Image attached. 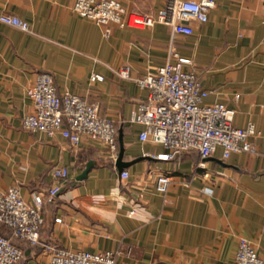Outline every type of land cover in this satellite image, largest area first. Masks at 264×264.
Masks as SVG:
<instances>
[{"label": "crops", "instance_id": "0c3cea01", "mask_svg": "<svg viewBox=\"0 0 264 264\" xmlns=\"http://www.w3.org/2000/svg\"><path fill=\"white\" fill-rule=\"evenodd\" d=\"M118 1L129 13L154 17L166 7V0ZM3 14L28 22L30 31L0 22V189L18 186L32 203L33 192L53 186V168L69 170L44 205L40 244L13 238L24 250L17 264H47L51 247L120 251L116 264H234L241 237L264 259V136L250 139L257 153L218 148L207 158L194 150L162 160L164 146L142 142L143 126L130 122L149 95L136 79L174 50L192 60L187 69L210 92L206 103L234 109L238 127L264 130L263 1L216 0L206 22L190 23L191 35H174L162 22L101 26L76 13L73 0H0ZM124 68L130 79L118 74ZM41 72L53 75L60 93L99 102L117 126L115 153L86 135L75 147L59 133L24 128L33 111L25 92ZM93 74L105 80L92 81ZM160 174L172 177L165 195L155 189ZM0 233L11 237L1 223Z\"/></svg>", "mask_w": 264, "mask_h": 264}, {"label": "built area", "instance_id": "2783aa9c", "mask_svg": "<svg viewBox=\"0 0 264 264\" xmlns=\"http://www.w3.org/2000/svg\"><path fill=\"white\" fill-rule=\"evenodd\" d=\"M215 4L216 0H166V7L156 17L129 13L118 0H73V10L105 27L117 24L142 29L162 22L172 26L174 35H191L194 29L190 23L194 20L206 22ZM0 22L30 31L28 22L9 14L1 15ZM191 64L192 60L170 50L167 61L156 71L136 79L140 87L149 91L147 101L138 104L130 117L131 123L143 126L140 140L163 145L166 152L157 156L162 160H171L194 150L202 158H207L218 148L226 154L257 153L250 139L263 137L264 130L253 123L238 127L234 121V109L219 102L206 103L210 92L201 85L196 72L187 69ZM118 74L125 79L131 78L128 68ZM91 80L102 82L105 77L93 74ZM25 94L33 103V111L23 118L26 130L42 131L48 136L59 133L75 147L86 135L105 144L111 152L117 151L116 123L100 114L99 102L69 91L60 93L49 72H41ZM52 174L53 186L47 192H33L32 203L23 198L18 186L0 189V223L11 231V237L0 233V264H17L23 258L24 250L13 238L32 246L40 244L45 222L44 205L53 202L61 191L69 178V170L57 166ZM122 178L128 179L129 173L122 172ZM171 182L169 174L158 175L156 191L165 195ZM135 212V209L130 211L131 214ZM121 253L51 247L47 264H116ZM234 264H264V259L249 239L241 237Z\"/></svg>", "mask_w": 264, "mask_h": 264}, {"label": "water", "instance_id": "95a60500", "mask_svg": "<svg viewBox=\"0 0 264 264\" xmlns=\"http://www.w3.org/2000/svg\"><path fill=\"white\" fill-rule=\"evenodd\" d=\"M120 161H121V159H119ZM121 162H119V164H120ZM122 164V163H121ZM93 163L92 162H89L88 164H87V167H86V169H85V171L83 172V174L80 176V180H82V179H85L86 177H87V175H88V173L91 171V169H92V167H93ZM120 166V165H119Z\"/></svg>", "mask_w": 264, "mask_h": 264}]
</instances>
